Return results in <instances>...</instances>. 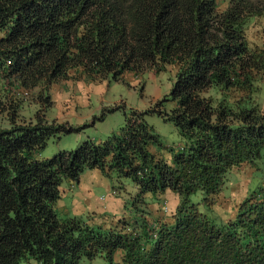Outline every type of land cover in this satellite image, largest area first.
Returning <instances> with one entry per match:
<instances>
[{
  "label": "trees",
  "instance_id": "16d2710c",
  "mask_svg": "<svg viewBox=\"0 0 264 264\" xmlns=\"http://www.w3.org/2000/svg\"><path fill=\"white\" fill-rule=\"evenodd\" d=\"M258 18L264 0H0V264H264V176L232 218L217 221L212 209L232 170L264 153V42L250 46L246 35ZM168 66L162 102L172 107L158 114L185 141L167 149L171 158L151 150L160 141L149 110L101 145L38 158L71 129L46 117L53 83ZM35 92L44 110L26 117ZM95 168L134 184L128 214L112 223L59 215L62 181ZM169 190L174 211L155 214Z\"/></svg>",
  "mask_w": 264,
  "mask_h": 264
},
{
  "label": "rangeland",
  "instance_id": "374dc122",
  "mask_svg": "<svg viewBox=\"0 0 264 264\" xmlns=\"http://www.w3.org/2000/svg\"><path fill=\"white\" fill-rule=\"evenodd\" d=\"M217 1L220 6H225L228 2ZM263 29L264 18L249 22L246 35L250 46L263 44ZM172 76L173 70L168 66L161 72L148 69L138 75L128 73L119 81L109 75L105 80L97 82L70 79L53 83L48 90L52 106L46 111V117L49 120L56 119L71 129L51 137L46 147L38 153V158L46 160L61 151L75 150L87 139L101 145L125 127L126 119L131 117L134 111L144 113L147 110L149 112L144 113L143 118L153 128L160 141V144L151 147V150L164 158H171L169 150L178 151L185 142L174 124L158 114L165 108L169 110L172 107V102H162L171 89ZM258 95L260 106L264 109V85ZM27 98L30 105L25 108L26 117H32V111L44 110L36 92L29 94ZM263 176L264 153L254 164H242L234 168L225 190L212 207L218 215L217 221L232 218L238 203ZM121 181L123 185L119 184L114 173L108 174L97 168L87 169L77 182L68 179L62 181L61 197L56 202L55 209L61 216L77 217L89 223L115 222L128 214V196L135 190L134 184L127 179ZM198 196H193V199L196 200ZM178 200V195L169 190L159 195L158 201L153 202L150 207L155 214L169 216ZM82 264L106 263L102 257H95L92 260L83 259Z\"/></svg>",
  "mask_w": 264,
  "mask_h": 264
}]
</instances>
